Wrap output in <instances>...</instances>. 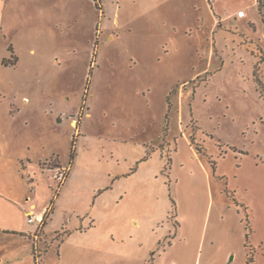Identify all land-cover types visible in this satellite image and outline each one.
I'll return each mask as SVG.
<instances>
[{
	"label": "rangeland",
	"instance_id": "1",
	"mask_svg": "<svg viewBox=\"0 0 264 264\" xmlns=\"http://www.w3.org/2000/svg\"><path fill=\"white\" fill-rule=\"evenodd\" d=\"M257 1L0 0V264L264 262Z\"/></svg>",
	"mask_w": 264,
	"mask_h": 264
},
{
	"label": "built area",
	"instance_id": "2",
	"mask_svg": "<svg viewBox=\"0 0 264 264\" xmlns=\"http://www.w3.org/2000/svg\"><path fill=\"white\" fill-rule=\"evenodd\" d=\"M236 16L237 18H244L246 16V13L243 10H240L238 11ZM25 214L30 224L42 225L44 221V214L34 212V206H31L30 210L27 211Z\"/></svg>",
	"mask_w": 264,
	"mask_h": 264
},
{
	"label": "trees",
	"instance_id": "3",
	"mask_svg": "<svg viewBox=\"0 0 264 264\" xmlns=\"http://www.w3.org/2000/svg\"><path fill=\"white\" fill-rule=\"evenodd\" d=\"M259 2V11L260 13L262 14V3H261V0H258ZM263 16V23H264V14L262 15ZM14 65V64H13ZM12 65V66H13ZM8 66V65H7ZM254 76H255V81L257 83V88H258V91L260 92L261 94V97L264 98V83L261 81L260 77H259V66H257L255 68V72H254ZM252 257H249L248 256V263H250L252 261Z\"/></svg>",
	"mask_w": 264,
	"mask_h": 264
},
{
	"label": "crops",
	"instance_id": "4",
	"mask_svg": "<svg viewBox=\"0 0 264 264\" xmlns=\"http://www.w3.org/2000/svg\"><path fill=\"white\" fill-rule=\"evenodd\" d=\"M257 5H258V7H259V2L257 1ZM247 17V14H246V16L244 17V18H239V19H245ZM26 215V214H25ZM252 231V230H251ZM252 261H254V264H264V262L263 261H260L259 259H257V257L255 258V257H253V259H252ZM256 261V262H255ZM258 262V263H257Z\"/></svg>",
	"mask_w": 264,
	"mask_h": 264
}]
</instances>
